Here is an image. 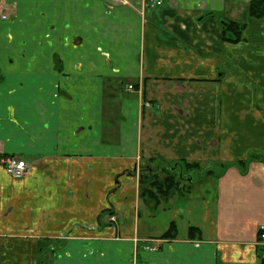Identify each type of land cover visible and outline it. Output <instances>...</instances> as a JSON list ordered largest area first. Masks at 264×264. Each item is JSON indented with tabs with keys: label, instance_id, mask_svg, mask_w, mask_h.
<instances>
[{
	"label": "crops",
	"instance_id": "crops-1",
	"mask_svg": "<svg viewBox=\"0 0 264 264\" xmlns=\"http://www.w3.org/2000/svg\"><path fill=\"white\" fill-rule=\"evenodd\" d=\"M252 1L0 0V157L31 165H0V264H264V161L237 164L264 158ZM183 161L209 167L141 197L145 168Z\"/></svg>",
	"mask_w": 264,
	"mask_h": 264
},
{
	"label": "trees",
	"instance_id": "trees-1",
	"mask_svg": "<svg viewBox=\"0 0 264 264\" xmlns=\"http://www.w3.org/2000/svg\"><path fill=\"white\" fill-rule=\"evenodd\" d=\"M249 14L251 17L256 19H264V0H254L250 3L249 7ZM223 24L226 26L225 33L231 31L227 37L226 40L231 43H238L242 40V33L245 29V25L236 23V22H226L224 21ZM255 160H263L264 158L261 157H253L252 160H249L247 162H238L237 164L241 167H246L251 161ZM230 164L227 163H220V170L223 171L225 168H227ZM176 165H170L166 167V169H162V172H164V179L161 180L159 178V173H157L154 169L150 170H144L140 174V195L143 199H145L148 203L156 208L161 203V200L165 201L166 199H170L173 197L178 190L181 189V183L185 181H190V183H193L195 178H197L195 175H202L204 176L206 174L205 170L209 167H203L198 162H179V169L178 167H175ZM213 167L214 165H210ZM186 173L194 172L195 175H185ZM180 174H182V177H180ZM207 175H211L215 178H219L221 174L215 173V172H209ZM183 188V187H182ZM178 227L175 222H172L166 231V233L163 235V238H175L177 236ZM190 235L192 232H194V228L190 229Z\"/></svg>",
	"mask_w": 264,
	"mask_h": 264
},
{
	"label": "built area",
	"instance_id": "built-area-1",
	"mask_svg": "<svg viewBox=\"0 0 264 264\" xmlns=\"http://www.w3.org/2000/svg\"><path fill=\"white\" fill-rule=\"evenodd\" d=\"M144 3L151 8H160L163 5V0H143ZM6 6L0 3V19H8ZM129 89H133L132 86ZM0 165L4 167L6 172L15 180L24 178L30 173L31 165L26 161L11 155H3L0 157ZM111 221H116L115 217L110 218ZM257 246L261 251V258L264 261V224H261L258 229Z\"/></svg>",
	"mask_w": 264,
	"mask_h": 264
},
{
	"label": "rangeland",
	"instance_id": "rangeland-1",
	"mask_svg": "<svg viewBox=\"0 0 264 264\" xmlns=\"http://www.w3.org/2000/svg\"><path fill=\"white\" fill-rule=\"evenodd\" d=\"M0 3H1V2H0ZM2 4H3V3H2ZM3 5H5V4H3ZM5 6H6V5H5ZM6 10H7V14H8V16H9V11H10V10H9V7H8V6H6ZM145 169H146L147 171L149 170L148 168H145ZM158 175H159V178H160L161 180H163L164 177H165V176H164L165 174H164L163 172H162V173H159ZM187 183H188V180L185 181V183L182 182L181 184H182V185H183V184L185 185V184H187Z\"/></svg>",
	"mask_w": 264,
	"mask_h": 264
},
{
	"label": "water",
	"instance_id": "water-1",
	"mask_svg": "<svg viewBox=\"0 0 264 264\" xmlns=\"http://www.w3.org/2000/svg\"><path fill=\"white\" fill-rule=\"evenodd\" d=\"M176 167V166H175ZM180 177H182V174H180Z\"/></svg>",
	"mask_w": 264,
	"mask_h": 264
}]
</instances>
